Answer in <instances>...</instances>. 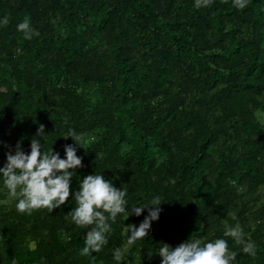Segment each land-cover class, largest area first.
<instances>
[{
  "label": "trees",
  "instance_id": "obj_1",
  "mask_svg": "<svg viewBox=\"0 0 264 264\" xmlns=\"http://www.w3.org/2000/svg\"><path fill=\"white\" fill-rule=\"evenodd\" d=\"M0 0V167L9 147L30 152L40 124L45 150L77 145L89 174L127 189V209L164 200L147 238L120 264H161L163 243L228 240L233 264H264V0ZM25 16L39 35L25 39ZM0 175V264H117L129 225L118 216L109 242L84 257L90 227L68 202L31 215L16 210ZM237 217L236 220L232 216ZM239 223L255 257L224 237ZM149 254H153L149 256Z\"/></svg>",
  "mask_w": 264,
  "mask_h": 264
},
{
  "label": "clouds",
  "instance_id": "obj_2",
  "mask_svg": "<svg viewBox=\"0 0 264 264\" xmlns=\"http://www.w3.org/2000/svg\"><path fill=\"white\" fill-rule=\"evenodd\" d=\"M212 2L213 0H195L194 6L208 7ZM248 2L249 0H233V6L243 10L248 6ZM9 20L10 16L6 15L0 20V25L6 26ZM17 31L24 33L25 39L39 35V32L32 28L31 18L28 16L17 25ZM44 129L45 125L40 124L36 136L31 139L30 152H25L20 142L14 150L9 147L6 162L0 167L4 187L12 196L19 197L15 205L16 210L28 215L40 209L52 212L68 202L71 196L75 207L67 213L66 218L70 217L77 227L91 226L79 252V255L87 257L91 253L102 251L108 244L109 234L113 231L112 225L116 223L118 216L126 211L129 213L127 218L131 214L140 216L147 208L148 215L138 227L135 224L129 225L130 234L126 233L128 239L124 248H117L113 252L114 260L120 264L129 246L148 237L152 222L159 219L162 211L160 205L164 200L156 196L149 204L133 206L130 212L126 208L127 189L116 187L105 175L96 172L85 176L73 195L71 184L74 172L84 167L83 157L77 154V145L84 147L85 137L74 129H69L63 137H71L75 143L64 145L65 156L62 158L58 151L45 150L41 139L38 138L44 139ZM232 219L236 220L237 217L233 215ZM223 235L232 238L236 245L242 246L245 254L255 257L257 246L255 242L245 239L244 231L238 222L235 226L226 225ZM156 254L162 257L161 264H233L237 255L225 238L211 241L189 238L175 247L163 243ZM12 264L17 262L13 260Z\"/></svg>",
  "mask_w": 264,
  "mask_h": 264
}]
</instances>
